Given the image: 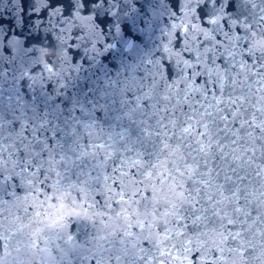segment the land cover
<instances>
[{"label":"snow or ice","instance_id":"6c2138e0","mask_svg":"<svg viewBox=\"0 0 264 264\" xmlns=\"http://www.w3.org/2000/svg\"><path fill=\"white\" fill-rule=\"evenodd\" d=\"M56 193L70 264H264V0H0V208Z\"/></svg>","mask_w":264,"mask_h":264},{"label":"water","instance_id":"95a60500","mask_svg":"<svg viewBox=\"0 0 264 264\" xmlns=\"http://www.w3.org/2000/svg\"><path fill=\"white\" fill-rule=\"evenodd\" d=\"M29 22L28 18H25V25ZM6 23H11L10 20ZM29 43H35L39 45L40 37H35L29 41ZM39 56L41 61L45 55H51L46 49H39ZM59 53H57L58 55ZM137 148L140 146L137 145ZM144 148L147 151L152 150V141L147 140L144 144ZM161 159H164L161 156ZM67 193L55 194V203L53 199H46L44 206L48 210L47 215L38 217H32L26 219L22 208L7 206L6 208H0V231L9 229L15 233L12 237L9 247L6 251H0V264H70V245L64 242L62 230L57 226L54 221L57 216L61 214L62 196L67 198ZM116 210H119L118 205H113ZM149 205H141L137 209H129L128 216L136 215L138 218L142 217L147 211ZM29 212L33 210L30 208ZM128 216L122 217L117 220L115 217L108 218V213L105 214L106 226L104 224H98L97 227L103 229L100 232L101 235H105L114 229L120 228ZM20 217V219H17ZM68 231L74 235L77 243H80L84 237L77 231L74 224H71ZM95 231V229H92ZM200 254L197 252L192 253V264H196L195 257ZM73 264H80V261L74 260ZM85 264H94V262L87 261Z\"/></svg>","mask_w":264,"mask_h":264}]
</instances>
